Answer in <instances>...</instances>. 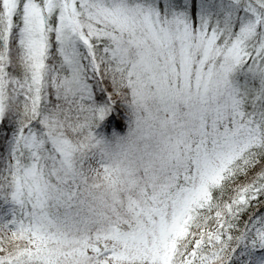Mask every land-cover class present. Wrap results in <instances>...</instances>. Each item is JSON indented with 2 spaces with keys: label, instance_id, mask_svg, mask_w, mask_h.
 I'll use <instances>...</instances> for the list:
<instances>
[{
  "label": "snow or ice",
  "instance_id": "snow-or-ice-1",
  "mask_svg": "<svg viewBox=\"0 0 264 264\" xmlns=\"http://www.w3.org/2000/svg\"><path fill=\"white\" fill-rule=\"evenodd\" d=\"M0 264H264V0H0Z\"/></svg>",
  "mask_w": 264,
  "mask_h": 264
},
{
  "label": "trees",
  "instance_id": "trees-1",
  "mask_svg": "<svg viewBox=\"0 0 264 264\" xmlns=\"http://www.w3.org/2000/svg\"><path fill=\"white\" fill-rule=\"evenodd\" d=\"M113 129L122 132L124 130L123 129V121H121V120H115V121L111 122L110 126H108L106 128V130L108 132H111Z\"/></svg>",
  "mask_w": 264,
  "mask_h": 264
}]
</instances>
